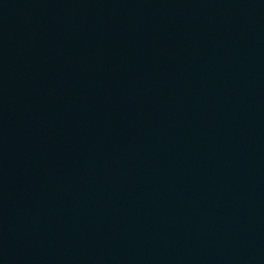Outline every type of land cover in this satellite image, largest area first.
<instances>
[{
  "label": "water",
  "instance_id": "water-1",
  "mask_svg": "<svg viewBox=\"0 0 264 264\" xmlns=\"http://www.w3.org/2000/svg\"><path fill=\"white\" fill-rule=\"evenodd\" d=\"M0 264H264V0H0Z\"/></svg>",
  "mask_w": 264,
  "mask_h": 264
}]
</instances>
